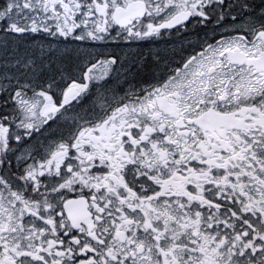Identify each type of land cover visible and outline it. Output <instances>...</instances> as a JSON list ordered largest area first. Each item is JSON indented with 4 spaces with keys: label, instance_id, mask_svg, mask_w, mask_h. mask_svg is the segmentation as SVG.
Masks as SVG:
<instances>
[{
    "label": "snow or ice",
    "instance_id": "1",
    "mask_svg": "<svg viewBox=\"0 0 264 264\" xmlns=\"http://www.w3.org/2000/svg\"><path fill=\"white\" fill-rule=\"evenodd\" d=\"M0 264H264V0H0Z\"/></svg>",
    "mask_w": 264,
    "mask_h": 264
}]
</instances>
